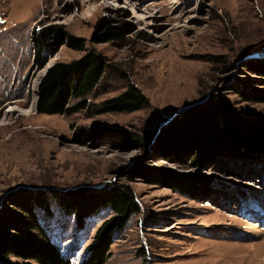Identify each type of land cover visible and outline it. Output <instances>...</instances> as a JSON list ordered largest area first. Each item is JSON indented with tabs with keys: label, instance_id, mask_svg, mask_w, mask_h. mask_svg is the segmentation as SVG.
Here are the masks:
<instances>
[{
	"label": "rangeland",
	"instance_id": "rangeland-1",
	"mask_svg": "<svg viewBox=\"0 0 264 264\" xmlns=\"http://www.w3.org/2000/svg\"><path fill=\"white\" fill-rule=\"evenodd\" d=\"M102 19L121 24L124 35L96 36ZM49 27L80 38L84 47L47 42ZM37 41L45 45L42 67ZM89 49L101 53L107 69L88 105L72 114L39 112L47 69ZM256 58H264V0H0V210L30 216L11 198L28 189L43 194L33 213L64 264H90L97 231L114 211L100 206L80 217L55 195L123 182L140 209L113 233L102 264H264V153L219 154L200 165L156 144L175 111L212 92L264 122V101L246 100L234 87L259 76L246 65ZM129 83L149 103L101 111V102ZM135 164L197 172L210 181L197 196L148 179ZM9 247L3 264H53Z\"/></svg>",
	"mask_w": 264,
	"mask_h": 264
},
{
	"label": "trees",
	"instance_id": "trees-1",
	"mask_svg": "<svg viewBox=\"0 0 264 264\" xmlns=\"http://www.w3.org/2000/svg\"><path fill=\"white\" fill-rule=\"evenodd\" d=\"M123 35L124 27L121 24H112L107 19L99 21L96 36L108 39ZM43 37L51 44L58 42L59 46L67 43L74 48L84 47L80 38L72 35L67 37L60 29L52 27L43 30ZM35 43V61L42 67L47 60L43 55L45 45L40 41ZM246 65L259 76L243 78L234 87L246 100L264 101V58L251 59ZM106 69L104 57L95 49H89L70 61L55 62L39 82L37 110L72 114L85 108L89 94L102 81ZM148 103L149 98L143 91L134 83H129L121 94L104 99L101 111H132ZM234 106L232 102L221 98L220 94L212 92L205 100L180 109L175 117L166 122L156 144L165 152L174 150L188 153L192 162L200 165L219 154L251 157L264 153V122L260 118L247 117ZM131 138L145 146L143 138ZM135 168L150 180L169 183L182 191L197 192V196L205 192V184L210 181L197 172H178L144 165H136ZM22 191L18 197L17 194L16 198L12 197L10 203L22 205L30 216L22 214L19 218L8 212L6 207L0 210V264L5 262L7 253L11 252L9 245L20 246L22 255L30 253L28 256H35L44 263L51 261L53 264H64L61 250L33 213L35 203L45 201L43 194L29 189ZM55 196L60 203L77 211L80 217L82 212L91 213L100 206H109L114 211L97 231L96 254L90 264H102L105 261L104 247L111 243L113 233L123 228L132 214L140 209L134 190L123 182H114L98 189L60 191ZM16 227L20 230L19 236H9L10 228Z\"/></svg>",
	"mask_w": 264,
	"mask_h": 264
},
{
	"label": "water",
	"instance_id": "water-1",
	"mask_svg": "<svg viewBox=\"0 0 264 264\" xmlns=\"http://www.w3.org/2000/svg\"><path fill=\"white\" fill-rule=\"evenodd\" d=\"M192 104H193V103H189V104H186V105L182 106V107L179 108L177 111H175V113L178 112V111H179L180 109H182L183 107H187V106H190V105H192ZM165 121H166V120H165ZM165 121H164V122H165ZM162 123H163V122H162ZM162 123H161V124H162ZM161 124H160V125H161Z\"/></svg>",
	"mask_w": 264,
	"mask_h": 264
}]
</instances>
